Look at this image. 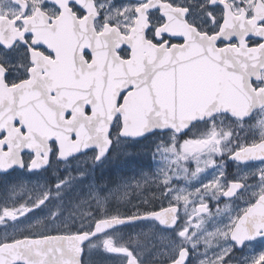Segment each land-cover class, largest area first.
Instances as JSON below:
<instances>
[{"label": "snow or ice", "instance_id": "6c2138e0", "mask_svg": "<svg viewBox=\"0 0 264 264\" xmlns=\"http://www.w3.org/2000/svg\"><path fill=\"white\" fill-rule=\"evenodd\" d=\"M0 264H264V0H0Z\"/></svg>", "mask_w": 264, "mask_h": 264}]
</instances>
